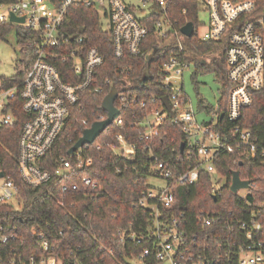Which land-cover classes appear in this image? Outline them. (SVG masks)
<instances>
[{"label": "built area", "instance_id": "built-area-1", "mask_svg": "<svg viewBox=\"0 0 264 264\" xmlns=\"http://www.w3.org/2000/svg\"><path fill=\"white\" fill-rule=\"evenodd\" d=\"M201 1L208 10V28L200 36L198 25L193 22L194 34L190 37L181 31L182 26L178 29L171 18L168 0L0 1V25L12 24L33 33V37L25 41L18 38L21 58L33 55L32 61L20 66L24 71L22 78L0 77V128L16 125L20 116L24 119L18 142V172L24 182L33 187L92 162L83 152L86 145L68 156L61 152L52 167L44 160L61 136L71 108L82 93L92 87L95 71L104 62V55L96 45L90 44L85 35L71 33L67 28L70 6L83 3L99 13L104 27L111 31L117 57L125 52L136 56L149 54L143 44L150 23L161 44L154 49L155 54L166 44L173 43L176 47L161 62V82L167 88L165 96L174 111L171 117L182 124L187 136L188 161L192 163L183 169L173 160L152 154L151 174L165 179L167 185L159 189L148 185L138 198L140 206L151 210L152 220L145 230L128 229L123 233L119 230L117 234L121 239L146 242L143 250L129 260L130 264H264L263 204L253 205L248 200L245 207L231 208L227 212L201 210L196 220L202 230L190 229L185 210L178 213L171 210L176 201L174 183L194 185L203 172L210 179L212 196L217 199L223 195L225 177L213 161L220 149L237 150L240 155L259 156L264 160V147L254 139L251 129L238 122L243 108L253 102V93L264 88V0ZM183 12L187 13L188 9L184 7ZM12 14L17 19L12 20ZM102 15L107 18V27ZM188 37L223 44V51L216 55L223 56L231 85L226 113L233 123L229 138H223L213 126L220 119L218 105L211 111L210 120L199 122L184 89L185 70L192 64L196 66V62L187 59ZM62 62L68 63L65 73L68 79L62 75ZM118 98L123 100L124 93L119 92ZM168 116L161 99V106L153 108L144 119L149 126L145 137ZM113 123L122 125L123 119L119 115ZM116 138L119 145H111L116 151L127 157L134 154V146L126 142L122 133ZM81 185L96 189L98 184L85 175L81 184L77 181L63 183L60 193L79 191ZM233 192L242 199H248L251 194L249 185ZM60 202L63 204L64 199ZM0 204L15 210H20L23 204L18 185L6 174L0 176ZM6 222L0 221V264H80L58 253L59 245L53 232L33 228L36 244L26 246L17 225L13 221ZM18 242L25 248L24 252Z\"/></svg>", "mask_w": 264, "mask_h": 264}, {"label": "trees", "instance_id": "trees-1", "mask_svg": "<svg viewBox=\"0 0 264 264\" xmlns=\"http://www.w3.org/2000/svg\"><path fill=\"white\" fill-rule=\"evenodd\" d=\"M168 1V12L178 29L187 21L198 25V0ZM184 7L188 9L187 13L183 12ZM66 20L71 33L85 35L90 44L101 50L104 62L95 71L92 87L85 90L80 100L71 108L61 136L44 160L50 167L54 166L61 152L68 156V149L79 139L85 128L107 116L102 108V101L112 86H116L125 96L123 100L116 99L123 124H110L93 143L83 147L85 156L92 159L90 165L36 187L26 184L18 172V142L24 119L20 116L16 125L0 128V169L15 181L23 198L20 210L0 204V221H13L20 237L26 240V246L36 240L33 228L53 232L59 245L58 253L64 255L66 260H75L80 264H130L129 260L143 250L146 242L121 239L117 234H120L119 230L122 233L128 229L137 232L142 228L145 230L151 223V210L140 206L138 198L147 190V180L152 175V154L160 159L173 160L183 169L192 163L188 161L187 136L182 124L176 123L171 116L157 125L149 137H145L149 129L144 122L146 115L153 108L160 107L161 99L167 94V88L161 82V62L176 47L173 43L166 44L161 50H157L160 52L158 55L155 54L154 49H158L161 44L150 23V31L143 44L149 54L136 56L125 52L122 57H117L113 50L111 31L104 27L99 13L93 7L75 3L70 6ZM11 27L12 24L0 25V35ZM32 37L33 33L30 31L18 32L20 40ZM187 42V59L196 62V72L207 69L208 66V70L215 72L221 84L217 112L224 116L213 126L221 132L223 138H229L233 123L228 120L226 113L231 85L227 80L223 56L216 55L223 51V44L189 37ZM149 55L152 60H147ZM201 57L205 62H201ZM207 58L209 63L206 62ZM32 60V53L26 54L24 59L18 60V64L21 66ZM67 66L68 63L60 64L65 79H68L65 75ZM147 73L151 78L142 83ZM23 74L24 71L19 69L13 76L21 79ZM2 78L6 80L11 77ZM199 105L208 112L214 110L203 99H199ZM238 122L251 129L254 139L264 147V88L253 93V102L243 108ZM118 133H122L126 142L134 146V154L130 157L111 146L119 145L116 138ZM99 144L100 148L97 147ZM213 161L217 170L225 177L223 195L217 199L211 194L210 179L205 172L194 185L174 183L176 201L171 210L177 213L185 210L191 222V230H202L196 220V214L201 210L227 212L231 208L245 207L248 200L253 205H264V160L261 157L240 155L237 150L231 152L222 148L216 152ZM235 171L239 172L241 179L249 181L251 194L248 199L240 198L230 188ZM85 175L97 182L96 189L81 185L79 191L60 193L63 183L77 181L81 184ZM62 199L63 204L60 202ZM17 245L25 251L19 242ZM77 246L80 248L76 249Z\"/></svg>", "mask_w": 264, "mask_h": 264}, {"label": "rangeland", "instance_id": "rangeland-1", "mask_svg": "<svg viewBox=\"0 0 264 264\" xmlns=\"http://www.w3.org/2000/svg\"><path fill=\"white\" fill-rule=\"evenodd\" d=\"M198 2V33L202 36L207 31L209 15L204 3L201 0ZM102 19L107 27V18L102 15ZM18 32L17 26L12 25L3 35H0V77H11L20 69L18 60L22 55L18 43ZM206 67L207 69H199L196 72V68L192 64L184 73V89L191 99L199 122L212 118L211 112H208L207 109L199 105V99H203L208 106L215 107L218 105L220 98L221 84L215 72L208 70V66ZM147 184L150 187L159 189L166 187L167 181L158 176L151 175L148 177Z\"/></svg>", "mask_w": 264, "mask_h": 264}, {"label": "water", "instance_id": "water-1", "mask_svg": "<svg viewBox=\"0 0 264 264\" xmlns=\"http://www.w3.org/2000/svg\"><path fill=\"white\" fill-rule=\"evenodd\" d=\"M11 19L15 20L17 17L12 14ZM23 20V18H20ZM181 31L187 35L192 36L194 34V25L192 21H188L185 25L182 26ZM147 60H152L151 56L147 57ZM151 78V76L147 73L142 83L146 80ZM119 94V89L116 86H112L111 91L104 97L102 101V108L107 112V116L104 119H100L94 121L89 127L85 128L82 131V135L79 139L68 149V153H72L77 150L79 147H83L85 145L93 143L97 137L110 125L113 121L120 115L121 110L116 106V99ZM163 105L165 106L166 110L169 112L170 116H174V111L172 110L167 96L162 98ZM223 113L220 115V119L223 117ZM183 149V144L181 146ZM3 172L0 171V176H3ZM249 181L243 180L240 177L238 171L233 173L232 182H231V190L237 191L239 188L248 187Z\"/></svg>", "mask_w": 264, "mask_h": 264}]
</instances>
